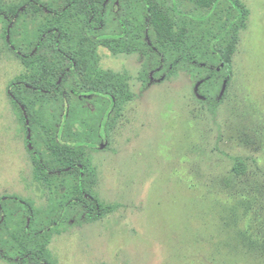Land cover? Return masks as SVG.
Here are the masks:
<instances>
[{"label": "rangeland", "instance_id": "obj_1", "mask_svg": "<svg viewBox=\"0 0 264 264\" xmlns=\"http://www.w3.org/2000/svg\"><path fill=\"white\" fill-rule=\"evenodd\" d=\"M24 1L0 0V9L10 10ZM37 1L51 8L60 2ZM238 2L244 18L236 30L231 79L214 112L196 93L207 94L216 84L210 81L194 89L196 79L206 75L204 69L176 63L162 80L147 77L148 66L157 58L155 49L166 56L164 69L176 45L174 35H159L152 26L143 36L142 0H122L117 9L108 1L103 25L94 35L122 33L120 37L76 39L75 32L63 36L64 54L41 45L29 60L7 45L5 23L0 21V198L27 203L40 227L51 222L66 197L78 195L77 174L57 173L51 187L34 175L28 138L32 136L33 146L53 168L61 167L51 126L60 122L62 139L71 141L73 159L86 168L90 194L107 210L87 221L79 208L70 209L42 252L44 262L264 264L257 251L247 253L233 242L237 228L243 230L249 221L257 229L261 220L250 212L236 226L228 224L237 195L245 196L248 190L254 209L264 217V174L254 167L256 161L264 170V0ZM181 6L193 13L200 9L196 0H181ZM217 11L211 27L202 30L208 38L221 20L233 16L227 4ZM174 22L171 31L176 33L178 19ZM17 25L15 40L28 50L36 41L35 23L24 18ZM191 38L182 48L211 62L203 44ZM65 70L56 97L26 93L32 121L28 129L26 116L8 97L9 84L24 81L48 87ZM157 72L163 74L162 69ZM238 159L246 166L241 176L233 168ZM61 183L66 187L63 193L56 190ZM22 218V210L8 202L0 244L12 259L0 256V264H44L17 258L36 249Z\"/></svg>", "mask_w": 264, "mask_h": 264}, {"label": "trees", "instance_id": "obj_2", "mask_svg": "<svg viewBox=\"0 0 264 264\" xmlns=\"http://www.w3.org/2000/svg\"><path fill=\"white\" fill-rule=\"evenodd\" d=\"M56 8H51L45 4L39 3L37 0H26L19 6L10 10L0 9V21L5 23L4 40L9 47L22 58L29 60L32 58L33 53L40 48L41 45H50L57 50L59 54H64L63 36L68 38L69 34L75 33L76 39H98L108 41V38L115 39L120 37L122 33L117 35H105L98 33L103 25V19L106 14V6L108 1L110 7L117 9L122 0H59ZM169 2V4H168ZM227 4L233 12V16L228 20L224 18L212 31V35L208 38L206 33L202 30L205 26L209 28L212 21L216 19L215 12H218L219 6ZM196 5L200 9L185 10L181 6V0H176L173 4L170 0H142L143 16L142 19H146L142 26V34L145 36L149 34L150 28L154 29L157 34L161 35L163 32H168L174 35L173 41L176 48L169 53V57L172 58L170 64L163 69L165 65L166 56L160 50H156V61L148 66L147 77L151 81L162 80L165 75L171 74L174 71L176 63H186L190 66H194L197 69H204L206 75L202 76L194 82V89H198L199 86L206 82L212 81L215 85L213 89L207 94H197L204 102L209 106L212 112L215 111L217 104H219L226 92L227 86L231 79V57L234 52V46L236 42V30L242 23L244 18V12L238 0H196ZM204 11L203 14L199 13ZM190 15H198L203 19L195 21L189 19ZM30 19L34 21L35 28L33 32L36 35V41L28 49L24 50L20 47V44L16 42L17 32H19V26L17 23L24 19ZM174 18L178 19V31L172 32L175 24ZM218 22V20H217ZM200 27V24H203ZM74 24L73 29L71 25ZM141 23L139 22L140 27ZM211 27V26H210ZM204 35V36H203ZM146 37V36H145ZM192 37V38H191ZM202 43L204 51H206V58L210 57L211 62L201 61L195 58L192 54H189L185 48H182L181 44L186 43L189 39ZM176 43V44H175ZM195 43V42H194ZM224 45V47H220ZM115 52V50L110 46ZM198 51V52H197ZM196 53L200 52L198 48ZM73 64L69 65L68 69H72ZM204 67V68H203ZM67 69V70H68ZM162 69L163 74L158 75L156 71ZM66 70L62 74H58L54 78L52 83H49L48 87L29 84L24 81H16L9 84L7 88V94L11 103L18 109L21 116L25 115L24 125L30 129L32 127L31 115L25 104V95L28 92L34 94H45L50 98L56 97L58 89L63 85L62 81L65 79ZM148 79V80H149ZM199 90V89H198ZM58 124V125H57ZM54 134L57 139L58 147L55 151V156L59 162L62 163L61 167L53 168L49 160L44 159L33 146L32 136L28 138V144L30 151L34 158V175L35 179L39 182H43L46 186H52V177L57 173H63L70 171V174H77L78 180L76 181V191L78 195H72L64 199L61 209L57 210L55 215L51 216V222L44 226L36 227L33 221L34 215L30 206L24 201L14 197H2L0 198V228L6 218V207L8 202H12L13 205L18 206L23 212L22 222L26 235L34 243L36 249L31 252H26L17 258H30L44 262L41 258L42 252L45 246L49 243V239L53 232L56 230V225L61 222L65 214L74 208H79L82 212L83 218L87 221H95L100 218L107 210L100 206L98 200L92 196L89 192L87 183L86 168L81 163H76L75 157L71 152V141L63 138L61 134L62 123L57 122L54 125ZM254 167L260 174H264L263 166L254 162ZM234 172L240 176L246 172L245 161L242 159L236 160L234 166ZM261 179V178H260ZM66 189L64 184H59L56 187L57 191L64 192ZM239 195V194H238ZM239 199L235 200V203L230 207L228 224L236 226L240 222L241 216L256 215L261 220V225L255 229L247 221L243 230L236 229L235 242L236 247H240L247 253L256 252L264 257V217L257 214L254 209V199L251 197V191L248 190L245 196H238ZM263 220V221H262ZM4 247L0 244V256L2 258L11 260L12 257L4 251Z\"/></svg>", "mask_w": 264, "mask_h": 264}]
</instances>
